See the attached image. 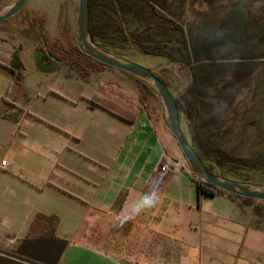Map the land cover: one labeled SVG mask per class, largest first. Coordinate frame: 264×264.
Masks as SVG:
<instances>
[{
  "label": "crops",
  "instance_id": "1",
  "mask_svg": "<svg viewBox=\"0 0 264 264\" xmlns=\"http://www.w3.org/2000/svg\"><path fill=\"white\" fill-rule=\"evenodd\" d=\"M21 21L0 36V243L64 240L57 264H264L263 202L199 193L160 103L119 92L135 77L107 65L42 73Z\"/></svg>",
  "mask_w": 264,
  "mask_h": 264
},
{
  "label": "rangeland",
  "instance_id": "2",
  "mask_svg": "<svg viewBox=\"0 0 264 264\" xmlns=\"http://www.w3.org/2000/svg\"><path fill=\"white\" fill-rule=\"evenodd\" d=\"M13 1L0 0V11ZM148 1L160 25L141 21L140 12L128 15L117 35L98 38V46L148 67L167 84L181 105L186 137L211 171L264 185V0ZM78 9L79 0H28L7 20H22L25 30L24 20H38L44 40L68 53L69 68L103 71L104 65L75 48ZM30 34L38 44L39 35ZM185 45L194 55L190 60L184 57ZM29 50L34 58L36 49ZM134 80L119 82V92L159 104L149 87ZM171 136L177 157L189 165ZM61 248L60 241L38 235L0 243V255L35 264L15 255L22 251L49 264Z\"/></svg>",
  "mask_w": 264,
  "mask_h": 264
},
{
  "label": "water",
  "instance_id": "3",
  "mask_svg": "<svg viewBox=\"0 0 264 264\" xmlns=\"http://www.w3.org/2000/svg\"><path fill=\"white\" fill-rule=\"evenodd\" d=\"M27 1L14 0L12 3L3 7L0 11V23L17 14ZM76 34L77 46L82 53L104 65L120 69L132 75L136 79L141 80L154 92L159 99L166 127L175 136L192 172L197 177L237 196L256 201H264L263 184L225 177L209 169L182 129L180 112L175 95L158 75L148 67L128 58L118 56L96 44L90 32L89 0H79ZM39 42L43 48L36 49L34 54V61L38 70L42 73H53L59 70L64 61L56 60L51 64H47L43 59L44 51H47L43 35H40Z\"/></svg>",
  "mask_w": 264,
  "mask_h": 264
},
{
  "label": "trees",
  "instance_id": "4",
  "mask_svg": "<svg viewBox=\"0 0 264 264\" xmlns=\"http://www.w3.org/2000/svg\"><path fill=\"white\" fill-rule=\"evenodd\" d=\"M90 5V32L92 35L93 40L97 43V39H110L112 37H115L117 35V28L120 26V28L123 25V18H125L128 15H134L137 12H140L142 15L143 22L147 23H157L160 25V22L158 18L156 17L152 4L148 0H89ZM122 29V28H121ZM75 48L82 53L78 46L76 45ZM185 52L184 57L187 60H190L194 57L192 52H190L187 49V46H184ZM84 54V53H82ZM86 55V54H84ZM87 56V55H86ZM89 57V56H88ZM96 61V60H95ZM98 62V61H97ZM100 63V62H99ZM102 64V63H101ZM104 65V64H103ZM11 76L15 79H20L22 77V69L24 68V64L22 60L18 57L17 53L14 54L13 58L10 61L9 65ZM146 85V84H145ZM147 86V85H146ZM148 87V86H147ZM92 101L96 104L104 105L105 107H108L100 98H92ZM178 109L181 113L182 108L177 100ZM117 113L123 117H126L121 112L117 111ZM193 145V144H192ZM194 146V145H193ZM194 174V173H193ZM194 177H197L194 174ZM198 192L199 193H205L209 195H214L217 193H226L230 194L232 196H236L239 198H242L248 202L250 201H256L250 198L240 197L235 194L226 192L220 188H217L216 186L204 181L203 179L197 177L196 179ZM42 214H37L36 217L33 219L32 224L30 226V232L32 233H42ZM29 238H26L24 240L28 241ZM54 240L60 241L62 248L60 250H63L66 241L53 238ZM22 252V251H21ZM17 252L15 255L18 258L27 260L28 262L35 263V264H45V261L43 260L44 257H40V259H33L30 256H25V253ZM27 252V251H26ZM58 254V256L60 255ZM28 254V253H26ZM29 255V254H28ZM31 255V254H30ZM58 258H54L51 260L49 264H57ZM24 264L22 262H14L8 257L1 256L0 255V264Z\"/></svg>",
  "mask_w": 264,
  "mask_h": 264
},
{
  "label": "flooded vegetation",
  "instance_id": "5",
  "mask_svg": "<svg viewBox=\"0 0 264 264\" xmlns=\"http://www.w3.org/2000/svg\"><path fill=\"white\" fill-rule=\"evenodd\" d=\"M24 22L26 23V24H24V26L27 28V31L28 32H30L31 30L35 31L37 33V35H39V38H40V35H42V30L40 29V25H39L38 20H33L31 18L30 19L27 18L26 20H24ZM30 27H31V30H29ZM39 38H38V40H39ZM45 45H46L47 51H44L43 59L46 61L47 64H51V63L55 62L56 60H63L64 61L63 65L67 63V60H68V57H67L68 53L67 52L57 51L56 48L54 47V45L47 43L46 40H45ZM42 48H43V46L39 42L35 49H42Z\"/></svg>",
  "mask_w": 264,
  "mask_h": 264
},
{
  "label": "built area",
  "instance_id": "6",
  "mask_svg": "<svg viewBox=\"0 0 264 264\" xmlns=\"http://www.w3.org/2000/svg\"><path fill=\"white\" fill-rule=\"evenodd\" d=\"M177 163H179V161L177 160L176 161ZM2 164L3 165H5L6 164V161L5 160H3L2 161ZM185 164H186V162H185ZM189 166V165H188ZM161 169L163 170V171H168V170H170L171 169V167H173V163H170V162H164L163 164H161ZM190 167V166H189ZM195 179L197 178V177H194Z\"/></svg>",
  "mask_w": 264,
  "mask_h": 264
}]
</instances>
